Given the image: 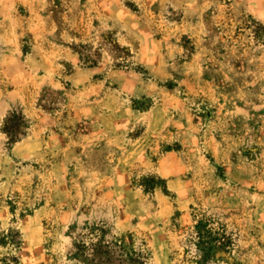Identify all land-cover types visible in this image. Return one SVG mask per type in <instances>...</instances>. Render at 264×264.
<instances>
[{
    "label": "rangeland",
    "instance_id": "1",
    "mask_svg": "<svg viewBox=\"0 0 264 264\" xmlns=\"http://www.w3.org/2000/svg\"><path fill=\"white\" fill-rule=\"evenodd\" d=\"M200 219L264 264V0H0V264H197Z\"/></svg>",
    "mask_w": 264,
    "mask_h": 264
},
{
    "label": "trees",
    "instance_id": "2",
    "mask_svg": "<svg viewBox=\"0 0 264 264\" xmlns=\"http://www.w3.org/2000/svg\"><path fill=\"white\" fill-rule=\"evenodd\" d=\"M12 119L9 117L6 120L4 130L13 138L17 140L15 136L18 129L13 130L12 126H8V123ZM156 182L155 185H157ZM195 249L198 253L197 264H211L213 261L221 260L230 254V243L228 237L225 236L220 230L213 227L210 219H200L195 225ZM119 247V248H118ZM122 251L123 246H120L116 242H97L93 244V253L98 256L105 264H129L136 261L133 255L125 252L115 256L116 249ZM137 264H145L143 261H138Z\"/></svg>",
    "mask_w": 264,
    "mask_h": 264
}]
</instances>
